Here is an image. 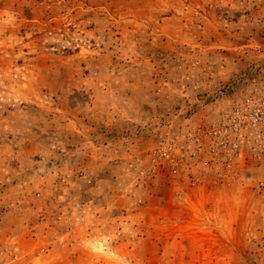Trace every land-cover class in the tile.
<instances>
[{"label":"rangeland","instance_id":"374dc122","mask_svg":"<svg viewBox=\"0 0 264 264\" xmlns=\"http://www.w3.org/2000/svg\"><path fill=\"white\" fill-rule=\"evenodd\" d=\"M261 72L264 0H0V264H264Z\"/></svg>","mask_w":264,"mask_h":264},{"label":"built area","instance_id":"2783aa9c","mask_svg":"<svg viewBox=\"0 0 264 264\" xmlns=\"http://www.w3.org/2000/svg\"><path fill=\"white\" fill-rule=\"evenodd\" d=\"M261 74L257 85L244 92L243 99L233 105L232 111L222 110L219 114L217 133L224 151L238 152L239 142L246 137L255 140L261 148L259 151H264V72Z\"/></svg>","mask_w":264,"mask_h":264}]
</instances>
